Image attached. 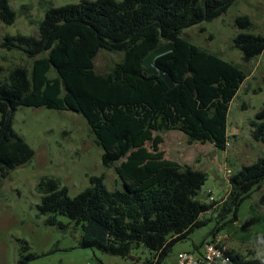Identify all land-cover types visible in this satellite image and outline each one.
I'll return each instance as SVG.
<instances>
[{
  "label": "trees",
  "instance_id": "1",
  "mask_svg": "<svg viewBox=\"0 0 264 264\" xmlns=\"http://www.w3.org/2000/svg\"><path fill=\"white\" fill-rule=\"evenodd\" d=\"M233 3H49L38 26L39 37L6 34L0 46L21 50L32 62L30 67H12L0 80L1 176L7 177L35 155L13 128L20 106L71 110L85 117L103 149V164L115 167L123 189L110 190L103 176H93L90 186L71 196L58 178L43 177L37 185L38 209L48 215L49 224L65 226L59 215L66 216L91 231L82 240L83 246L124 257L145 246L151 252L148 264L165 263L178 241L211 220L216 222L212 236H217L225 223L238 219L241 203L261 187L264 153L230 175L224 201L208 202L202 193L207 173L166 158L160 148L164 137L159 133L178 130L190 142L226 148L230 104L246 73L181 32L223 15ZM16 16L10 1L0 0V23L12 24ZM235 21L243 30L253 25L247 15H238ZM162 41L167 42L164 49ZM233 46L247 62L264 51V36L242 31ZM102 49L124 53L107 72L95 69V56ZM154 50L158 52L152 63L147 60L146 70L145 59ZM256 116L251 134L264 143V104ZM250 252L229 248L227 264H264V257ZM19 264H26L25 259Z\"/></svg>",
  "mask_w": 264,
  "mask_h": 264
},
{
  "label": "rangeland",
  "instance_id": "2",
  "mask_svg": "<svg viewBox=\"0 0 264 264\" xmlns=\"http://www.w3.org/2000/svg\"><path fill=\"white\" fill-rule=\"evenodd\" d=\"M9 1L17 16L12 24L0 23V43L6 34L39 37L38 26L49 3L61 6L81 0ZM238 15L249 16L252 27L240 29L235 21ZM242 31L264 36V0H234L223 15L181 32L190 42L236 64L246 73L230 104L226 148L218 149L210 142H190L178 130L159 133L164 137L160 148L166 158L207 173L202 193L208 202L209 192L215 200L224 201L230 190V175L264 153V143L255 141L251 134V121L264 104V51L244 61L240 50L233 46V39ZM161 47L166 48L167 42L162 41ZM157 52L154 50L145 59L146 70L147 60L152 63ZM123 56V52L102 49L95 56V69L107 72ZM31 62L23 51L0 46V66L5 69L0 71V80L12 67L20 64L30 67ZM243 104L247 107L243 108ZM13 128L32 146L35 155L7 177L0 174V264H19L24 259L26 264H148L151 252L145 246L132 250L126 257L96 246H83L82 240L91 232L87 227L76 226L63 215L59 219L65 226L51 225L47 222L48 215L39 212L41 196L37 185L43 177L58 178L71 196L90 186L93 176H103L110 190L123 189L115 167L103 164V149L96 143L85 117L71 110L20 106L13 117ZM263 195L264 180L241 203L238 219L225 223L218 233L230 249L243 254L252 251L264 257ZM215 225L211 220L196 228L188 238L178 241L164 262L180 251L194 250L203 241L212 239ZM30 254L33 258H28Z\"/></svg>",
  "mask_w": 264,
  "mask_h": 264
},
{
  "label": "built area",
  "instance_id": "3",
  "mask_svg": "<svg viewBox=\"0 0 264 264\" xmlns=\"http://www.w3.org/2000/svg\"><path fill=\"white\" fill-rule=\"evenodd\" d=\"M210 199L214 200V197L210 196ZM228 251L229 247L222 243L221 236L218 234L210 240H205L200 250L178 252L171 264H227Z\"/></svg>",
  "mask_w": 264,
  "mask_h": 264
},
{
  "label": "crops",
  "instance_id": "4",
  "mask_svg": "<svg viewBox=\"0 0 264 264\" xmlns=\"http://www.w3.org/2000/svg\"><path fill=\"white\" fill-rule=\"evenodd\" d=\"M203 242H204V241H203ZM202 245H203V243L201 244L200 247H196L194 250H200V249L202 248ZM176 255H177V254H176ZM176 255H175L173 258H171V260H170L169 262H167V263H165V264H171V263L175 260Z\"/></svg>",
  "mask_w": 264,
  "mask_h": 264
}]
</instances>
